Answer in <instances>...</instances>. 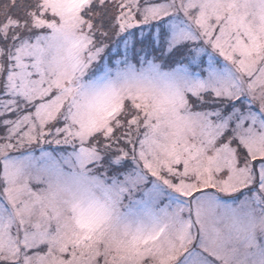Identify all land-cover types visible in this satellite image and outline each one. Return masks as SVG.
Wrapping results in <instances>:
<instances>
[{
	"label": "snow or ice",
	"instance_id": "snow-or-ice-1",
	"mask_svg": "<svg viewBox=\"0 0 264 264\" xmlns=\"http://www.w3.org/2000/svg\"><path fill=\"white\" fill-rule=\"evenodd\" d=\"M0 264H264V0H0Z\"/></svg>",
	"mask_w": 264,
	"mask_h": 264
}]
</instances>
